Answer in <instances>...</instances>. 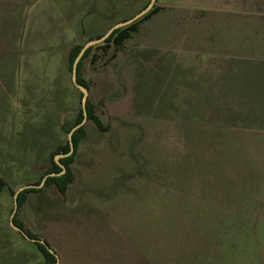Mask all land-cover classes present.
<instances>
[{"label": "rangeland", "instance_id": "374dc122", "mask_svg": "<svg viewBox=\"0 0 264 264\" xmlns=\"http://www.w3.org/2000/svg\"><path fill=\"white\" fill-rule=\"evenodd\" d=\"M148 2L0 0V264H48L10 219L81 108L69 50ZM154 5L83 61L104 129L81 125L66 193L42 183L15 217L58 264H264V0Z\"/></svg>", "mask_w": 264, "mask_h": 264}, {"label": "trees", "instance_id": "16d2710c", "mask_svg": "<svg viewBox=\"0 0 264 264\" xmlns=\"http://www.w3.org/2000/svg\"><path fill=\"white\" fill-rule=\"evenodd\" d=\"M161 9L160 6L158 5H154L146 14H144L142 17H140L139 19L133 21L132 23L117 28L115 29L110 36H108L100 45H93L90 46L86 49V51L84 52V54L82 55L81 59L78 62L77 65V81L79 83H81L82 85H84L87 89H89V85L87 83V81L85 80L81 69H82V64L83 61L89 57V55L92 53L94 48H102L104 50H108L107 48L111 45L115 48H119L121 47L125 40H127L132 32H136L138 30V25L141 21L149 18L150 16H152L153 14L157 13L159 10ZM102 34H100L99 36H101ZM98 36V37H99ZM83 44L78 43L72 46V48L69 50L68 52V56H67V61H68V68L69 70H71L72 68V63L76 57V55L78 54L79 50L81 49ZM96 60V55L93 54L91 56V61H95ZM80 95L82 96V93L79 91ZM86 111H87V118L92 120L94 122V124L101 130L104 129V126L100 120V117L98 116V114L95 112V108L94 105L91 104V102L87 99L86 102ZM83 119V111L80 108L78 113L76 114V117L74 119V122L72 124V126H70V129L77 123H79L81 120ZM85 133L84 130V126H80L79 128H77L72 135V140H73V145H74V151L71 155L60 158V162L63 163L66 166V171L62 174H56L58 172H60L62 170V168L55 162L54 158H51V165L50 167L44 172V175L47 173H55L52 176H48L45 181H44V186H48V185H54L56 187V189L61 193V194H65L68 185L73 181L74 179V173H73V169L71 167V163L74 160V156L76 154V151L78 149V146L80 144L81 139L83 138V135ZM69 150V142L68 140H66L62 145H60L56 151L53 153L54 155L57 153H65ZM43 175V176H44ZM42 176V177H43ZM42 177L40 178L39 181L36 182V184L40 183ZM5 184L3 178H0V187L1 185ZM40 188H36V187H31V188H26L24 190H22L19 193V197H18V201H19V206L22 204V202L24 201V198L26 196L27 192H34V191H39ZM15 223L18 224L21 228H23L30 237L33 238H38L37 234L27 230L26 228H24V226L18 221V219L15 217ZM46 241V240H45ZM46 243L49 245V243L46 241ZM33 244L37 247V249L42 253L43 258L45 259V261L48 262V264H54L56 261V257L54 254L50 253L46 247L39 242H33ZM50 246V245H49Z\"/></svg>", "mask_w": 264, "mask_h": 264}, {"label": "water", "instance_id": "95a60500", "mask_svg": "<svg viewBox=\"0 0 264 264\" xmlns=\"http://www.w3.org/2000/svg\"><path fill=\"white\" fill-rule=\"evenodd\" d=\"M156 0H149V2L147 3V5L145 7H143L140 11H138L137 13H135L132 17L128 18V19H125L123 21H120V22H117V23H114L113 25H111L107 30L106 32L101 35L100 37L98 38H95V39H90L88 41H86L81 49L79 50L78 54L76 55L73 63H72V68H71V79H72V83L79 89V91L82 93V101H81V108H82V111H83V119L77 123L76 125H74L69 133H68V142H69V150L66 152V153H59V154H56L55 155V161L61 166L62 168V171L57 173L58 175L65 172L66 168H65V165L60 163L59 162V158L60 157H65V156H68L70 155L73 151H74V145H73V140H72V135H73V132L79 128L83 122L86 120L87 118V111H86V101H87V96H88V90L87 88L82 85L81 83H79L77 81V65H78V62L79 60L81 59L82 55L84 54V52L86 51V49L94 44H97L99 42H102L104 41L115 29L117 28H120V27H123V26H126L130 23H132L133 21L137 20L138 18H140L141 16H143L144 14H146L152 7L153 5L155 4ZM49 175H54L53 173H48L46 174L41 183L38 184V185H35V184H32V183H29V184H25V185H22L19 187V189L14 193V203H15V207H14V210L12 212V215H11V224L17 229L19 230L27 239L31 240V241H36V242H39V243H42L46 249L55 255L56 257V261L54 264H58L59 260H58V256L57 254L55 253V251L45 242L44 239H40V238H31L22 228L19 227V225H17L14 221V216L16 214V211L18 209V204H19V201H18V197H19V193L26 189V188H30V187H38L40 186L43 181L45 180V178Z\"/></svg>", "mask_w": 264, "mask_h": 264}, {"label": "flooded vegetation", "instance_id": "af4514ba", "mask_svg": "<svg viewBox=\"0 0 264 264\" xmlns=\"http://www.w3.org/2000/svg\"><path fill=\"white\" fill-rule=\"evenodd\" d=\"M146 5H147V4H146ZM146 5H145V6H146ZM145 6H144V7H145ZM153 6H154V5H153ZM139 11H140V10H139ZM131 17H132V16H131ZM141 17H142V16H141ZM129 18H130V17H129ZM138 19H139V18H138ZM122 21H123V20H122ZM105 32H106V31H105ZM105 32H104V33H105ZM104 33H103V34H104ZM103 34H102V35H103ZM109 36H110V35H109ZM99 37H100V36H99ZM97 38H98V37H97ZM102 42H103V41H102ZM94 45H96V44H94ZM92 46H93V45H92ZM86 102H87V101H86ZM81 109H82V108H81ZM75 125H76V124H75ZM65 153H66V152H65ZM72 153H73V152H72ZM72 153H71V154H72ZM57 154H59V153H57ZM71 154H70V155H71ZM55 155H56V154H55ZM68 156H69V155H68ZM65 157H66V156H65ZM60 158H63V157H60ZM60 158H59V162H60ZM54 160H55V157H54ZM55 162H56V161H55ZM56 163H57V162H56ZM60 163H61V162H60ZM57 164H58V163H57ZM62 164H63V163H62ZM58 165H59V164H58ZM59 166H60V165H59ZM60 167H61V166H60ZM65 168H66V166H65ZM61 171H62V170H61ZM61 171H60V172H61ZM65 171H66V170H65ZM58 173H59V172H58ZM63 173H64V172H63ZM47 174H48V173H47ZM53 174H55V173H53ZM56 174H57V173H56ZM61 174H62V173H61ZM45 175H46V174H45ZM45 175H44V176H45ZM44 176H43V177H44ZM49 176H52V175H49ZM43 177H42V179H43ZM47 177H48V176H47ZM47 177H46V178H47ZM46 178H45V179H46ZM42 179H41V181H42ZM41 181H40V183H41ZM44 181H45V180H44ZM44 181H43V183H44ZM40 183H38V184H40ZM38 184H35V185H38ZM30 188H31V187H30ZM36 188H39V186L36 187ZM18 206H19V204H18ZM10 220H11V219H10ZM14 221H15V216H14ZM11 225H12V224H11ZM17 225H18V224H17ZM19 227H20V226H19ZM20 228H21V227H20ZM24 228H25V227H24ZM22 229H23V228H22ZM23 230H24V229H23ZM18 231H19V230H18ZM24 231H25V230H24ZM25 232H26V231H25ZM19 233H20L22 236H24L20 231H19ZM26 233H27V232H26ZM27 234H28V233H27ZM24 237H25V236H24ZM25 238H26V237H25ZM31 238H33V237H31ZM26 239H27V238H26ZM40 239H41V238H40ZM28 240H29V239H28ZM44 240H45V239H44ZM33 242H36V241H33ZM45 242H46V241H45ZM55 253H56V252H55Z\"/></svg>", "mask_w": 264, "mask_h": 264}, {"label": "crops", "instance_id": "0c3cea01", "mask_svg": "<svg viewBox=\"0 0 264 264\" xmlns=\"http://www.w3.org/2000/svg\"><path fill=\"white\" fill-rule=\"evenodd\" d=\"M251 214H252V213H251ZM249 219H264V218H262V217H258V216H253V217H250ZM203 251H205V252H212V253H215L217 250H216V247H215V248L212 249V250H203ZM233 251H234V248H233L232 250H230V252H233ZM207 255H208V254H204L205 257H207ZM226 259H227V257H226ZM208 260L214 262L215 258H214V259L209 258Z\"/></svg>", "mask_w": 264, "mask_h": 264}]
</instances>
